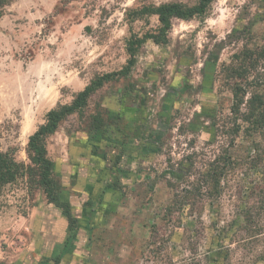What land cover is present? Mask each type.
Returning a JSON list of instances; mask_svg holds the SVG:
<instances>
[{
  "label": "rangeland",
  "instance_id": "rangeland-1",
  "mask_svg": "<svg viewBox=\"0 0 264 264\" xmlns=\"http://www.w3.org/2000/svg\"><path fill=\"white\" fill-rule=\"evenodd\" d=\"M168 1L195 0H12L0 17V151L29 163L28 136L48 110L119 70L127 39L156 28L132 10ZM263 41L264 0H213L174 19L166 43L146 40L126 76L46 138L74 229L19 178L0 193V264H264V131L240 130L231 146L221 131L232 104L221 67ZM220 152L233 164L217 192L186 185ZM175 193L185 211L165 216Z\"/></svg>",
  "mask_w": 264,
  "mask_h": 264
},
{
  "label": "trees",
  "instance_id": "trees-1",
  "mask_svg": "<svg viewBox=\"0 0 264 264\" xmlns=\"http://www.w3.org/2000/svg\"><path fill=\"white\" fill-rule=\"evenodd\" d=\"M11 1L0 0V17ZM212 1L195 0L192 4L168 1L159 4H146L136 10L133 9L134 17L155 16L157 19L156 28L141 35L132 34L127 39L125 50L128 58L125 65L119 70L94 76L83 89L73 95L69 103L58 104L48 110L44 122L28 136L25 150L29 163L16 160L9 150L0 151V193L4 186L25 177L30 186L41 188L48 202L62 209L63 214L68 218L70 229H74L76 221L71 214L69 203L62 201L59 197V186L53 176V161L47 154L46 138L56 131L68 115L81 111L87 105L89 97L106 82L118 76H126L135 64L138 49L146 40L150 39L156 44L166 43L174 19H190L203 15L207 12ZM221 72L222 80L228 79L229 89L232 93V104L229 107L231 116L228 117L231 124L226 125L223 122L221 131L229 135L230 146L240 130L254 140L255 135L264 131V41L256 48H244L235 53L229 63L222 65ZM95 125L97 128L99 127L97 123ZM224 151L226 152L227 149ZM232 164L233 160H230L229 155L220 152L208 163L206 172L201 174L202 176H198L196 181L186 185L194 186L196 191L201 193V184H204L207 196L209 193L212 194V190L217 192L220 188L221 177ZM250 165L254 169L258 167L256 160H252ZM182 189H184V194L190 192L188 187L184 186ZM185 201L183 194L175 193L172 203L165 208V216H169L180 208L179 213L185 211V208H182L186 204ZM244 222L251 226L253 223L251 216H245ZM210 249L209 247L208 255ZM207 261L209 264L220 263L217 262V258L211 260L208 257Z\"/></svg>",
  "mask_w": 264,
  "mask_h": 264
}]
</instances>
